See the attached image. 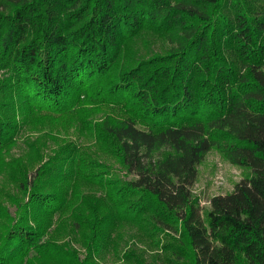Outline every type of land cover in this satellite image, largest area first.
Listing matches in <instances>:
<instances>
[{
    "label": "trees",
    "instance_id": "obj_1",
    "mask_svg": "<svg viewBox=\"0 0 264 264\" xmlns=\"http://www.w3.org/2000/svg\"><path fill=\"white\" fill-rule=\"evenodd\" d=\"M0 69V157L44 131L31 177L8 172L29 200L0 264H102L127 228L179 232L160 250L177 264H264V0H0ZM212 149L250 173L204 218L192 187Z\"/></svg>",
    "mask_w": 264,
    "mask_h": 264
},
{
    "label": "rangeland",
    "instance_id": "obj_2",
    "mask_svg": "<svg viewBox=\"0 0 264 264\" xmlns=\"http://www.w3.org/2000/svg\"><path fill=\"white\" fill-rule=\"evenodd\" d=\"M159 47L160 45L158 43L152 45V49L154 50L159 49ZM4 73L5 71L0 69V78L4 76ZM91 107V105H88L82 107V109H90ZM87 120L93 123L96 119L91 115ZM46 124L48 125V123ZM68 127V130H70L68 132L69 138L75 139L76 137L77 140L83 144L84 150H86L91 157L103 159L102 149L95 144L94 139L85 141V138H78V131L76 129L74 130L73 126ZM61 130L66 131L65 126L64 130L62 127ZM43 134V129H33L31 127L22 128L16 135L12 148L5 150L1 154L0 162L3 169L0 170V245L7 239L10 232L12 234L15 233V225L20 219L19 206L27 204L29 200V195L24 194V192L18 189L16 178H18L19 175H9L8 172L11 165L23 163L26 166L27 175L31 177L29 173L33 172L40 163L34 165L28 160V154L31 148L27 146V140L40 139V136ZM90 134H93V132H90ZM43 140L47 145L46 148H49L46 149L45 155L42 158V161H45L49 155L54 153L50 148H54L56 145L50 138L45 137ZM105 160L108 164L114 165L113 169L119 172V177L122 180L126 181L127 179L133 178V175H126L124 171H121L113 159L106 158ZM197 169L198 174L192 187V195L197 198L204 218L209 208V200L213 195L226 194L233 189L234 185L241 180L244 175L250 173L249 169L230 164L215 149L207 153L204 159L198 164ZM27 193L29 194V192ZM144 237H146L144 238L146 241L159 242L158 246L152 249L149 248L146 241L140 242L137 236L134 235V231L131 228H127L121 239L115 238V243H117L118 247L115 252H112L113 250L107 251L99 257L92 255V258L95 260L98 259V262H102V264H177L175 256H172L168 251L160 250H162L163 246H167L168 248L175 246L176 241H174V239H179V232L172 234L170 237L166 233L153 231L150 237ZM66 240H69V238H66ZM71 244L79 251V257L85 259L86 253L84 248L80 246L81 244L74 240H72Z\"/></svg>",
    "mask_w": 264,
    "mask_h": 264
}]
</instances>
